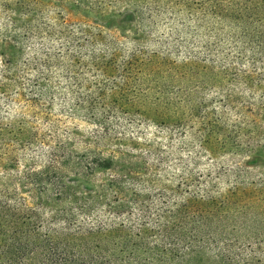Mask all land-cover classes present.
<instances>
[{
	"label": "rangeland",
	"instance_id": "rangeland-1",
	"mask_svg": "<svg viewBox=\"0 0 264 264\" xmlns=\"http://www.w3.org/2000/svg\"><path fill=\"white\" fill-rule=\"evenodd\" d=\"M251 1L224 0L248 4L243 6L248 9L246 16L237 22L205 16L197 10L199 0H0V127L13 128L14 134L22 126L37 137L31 149L14 150L11 157L16 164L10 173L45 169L51 149L64 141L74 153L86 156L90 170L76 169V158L64 164L58 177L64 184L63 194L57 197L48 186L36 197L48 201L51 209H69L70 199L88 200L102 191L105 194L97 213L105 228L126 222V214L119 219L104 212L114 201L108 188L112 177L124 182L121 199L130 202L139 195L132 215L146 206L152 211L162 202L180 208L185 200L209 196L217 203L232 204L227 216L211 226H228L225 238L247 254L250 249L257 250L256 240H263L259 249L263 261L264 11L259 1ZM80 29L101 32L97 49L106 45L105 56L115 49L117 57L110 56L115 65L125 62L134 50L166 62L156 84L142 86L160 97L168 119L165 124L139 122L138 116L124 114L117 122L105 118V122L98 118L96 122L86 114L87 108L73 110L75 105L64 94H84L92 89L93 74L85 66L78 67L79 63L73 64L74 82L66 80L60 70L44 73L51 78L53 96L46 94L33 106L26 105L22 97L25 79L34 80L37 72L29 69L26 75L22 63L47 49L58 56L63 35H79ZM23 35L31 39L22 41ZM40 43L45 45L42 50ZM60 53H65L64 49ZM191 62L209 68L211 75L193 74L191 69L199 68L188 65ZM8 68L24 83L21 88L8 82ZM112 75L97 81V86H104L109 102V88L120 84L119 74ZM2 85L8 95L2 93ZM114 93L118 97L117 89ZM98 125H111L112 133L123 137L118 142L111 138L93 145L91 136ZM118 143L128 146L122 155L114 153ZM110 157L115 159L111 167L95 166L104 165L102 159ZM22 196L30 205L35 203L27 194ZM215 244L205 252L186 253L171 264H206L221 250V245L214 248Z\"/></svg>",
	"mask_w": 264,
	"mask_h": 264
},
{
	"label": "trees",
	"instance_id": "trees-1",
	"mask_svg": "<svg viewBox=\"0 0 264 264\" xmlns=\"http://www.w3.org/2000/svg\"><path fill=\"white\" fill-rule=\"evenodd\" d=\"M258 1L264 11V0H252L251 4ZM223 2L224 0H199L197 10L207 17H228L237 22L246 16L248 9L244 7L248 4L233 5ZM79 32L80 34L75 36L67 37L68 33L63 35L61 50L64 49L65 53H60L59 49L56 56L50 52L52 49H47L43 54L36 53L22 63L20 67L26 75L29 69L37 72L34 80L25 79L27 88L22 97L26 105L33 106L31 104L46 94L53 96L51 78L44 73H52L54 69L60 70L66 80L74 82L77 76L73 64L79 63L78 67L85 66L86 70L93 74L90 81L92 89L84 94H64L72 100V106L75 105L73 110L87 108L86 114L96 122L97 118L99 122H105V119H109L110 123L117 122L121 120L119 115L124 114L138 116L140 119L136 120L139 122L165 124L168 119L165 117L166 110L162 107L160 97L142 86L155 85L166 62L158 60L154 55L145 57L140 50H134L125 62L115 65L113 59H110V56L117 57L115 49H109V56H105L106 45L102 46L103 49H97L101 39L99 30L95 34L84 29ZM21 39L25 41L31 37L23 35ZM42 39L45 38L41 37ZM39 46L42 50L45 45L40 43ZM29 48L40 51L36 47ZM21 49L18 48L19 51ZM10 63V66L14 65V61ZM195 64L200 72L192 68L193 74H203L204 77L211 75L209 68L204 69L198 63L191 62L188 65ZM113 73L119 74L120 84L119 87L111 85L116 87L118 97L114 93L116 89L109 88L112 92L109 102L104 86H97V81L101 77L110 78ZM8 75V82L15 87L21 88L24 85L19 83V77H16L10 68L7 69ZM223 75L224 78L225 73ZM215 84L219 85L220 82ZM4 85L1 86V91L8 95L3 89ZM123 104H128L126 109L120 107ZM133 107L135 110L129 109ZM119 109L121 111H118ZM174 120L178 121L176 118ZM111 129V125H98L91 136L93 145L111 138L118 142L123 137L121 134L118 137ZM12 130L13 128L0 127V149L4 151L0 153V167L3 168L0 173V264H171L172 260L179 259L186 253L202 249L205 252L210 244L217 241L221 248L217 244L214 248L221 250L206 264H264L260 257L262 253L259 252L263 240H256L254 246L257 250L254 252L250 249L247 254L245 251H239V247H234L228 237L225 238L224 232L228 226H222L221 229L211 226L213 221L227 216L226 211L232 204L226 201L217 203L209 196L185 200L180 208L162 202L160 207L153 206L152 211L146 206L140 208L137 215H132L134 203L138 202L139 195L136 194L130 202L121 199L120 192L124 182L112 177L108 188L114 194V201L106 205L104 212L119 219L126 214L127 223L122 220L116 226L105 228L97 213L105 194L102 191L88 200L70 199L73 203L69 209H51L48 201L37 200V195L44 193V189L49 186L54 189L56 196L60 197L64 192V184L61 178H58L59 169L76 158V163L73 162L76 169L90 170L89 163H85L86 156L74 153L70 144L59 140L49 153L45 169H27L22 174L10 173V169L16 164V160L11 157L14 150L31 149L37 141L36 135L22 126L14 134H11ZM126 139L131 141L129 137ZM118 144L120 146L116 147L114 153L122 155L128 146ZM61 158L63 160L58 161ZM110 158L112 159H102L104 165L95 166L111 167L115 159ZM23 193L35 200V203L30 205L27 198L22 196Z\"/></svg>",
	"mask_w": 264,
	"mask_h": 264
}]
</instances>
